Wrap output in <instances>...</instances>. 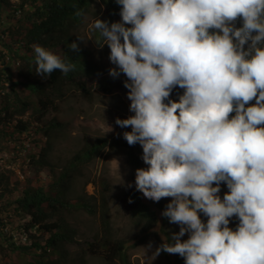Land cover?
Returning <instances> with one entry per match:
<instances>
[{"label":"clouds","instance_id":"1","mask_svg":"<svg viewBox=\"0 0 264 264\" xmlns=\"http://www.w3.org/2000/svg\"><path fill=\"white\" fill-rule=\"evenodd\" d=\"M116 4L120 21L91 25L95 41L111 50L109 75L127 78L134 115L115 124L131 127L123 138L143 149L148 167L136 170V190L154 202L173 198L162 216L180 228L154 255L264 264V0ZM69 48L79 52L80 44ZM33 51L35 74L44 79L75 71L43 46ZM177 87L184 90L178 100L171 98Z\"/></svg>","mask_w":264,"mask_h":264},{"label":"trees","instance_id":"2","mask_svg":"<svg viewBox=\"0 0 264 264\" xmlns=\"http://www.w3.org/2000/svg\"><path fill=\"white\" fill-rule=\"evenodd\" d=\"M97 3L106 8L102 20L111 23L122 19L121 6L116 0H0V160L12 146L14 153L7 164L22 161L30 166L36 180L51 169L52 140L63 128L57 119L49 123L45 120L57 109L58 102L65 99L69 89L90 100L94 95L91 82H94L103 94L128 95L129 90L124 86L126 76H103L91 51L77 37ZM79 11L84 16H77ZM93 37L99 42L97 32L94 31ZM72 42L80 44L79 52L69 48ZM33 45L66 57L75 64V71L65 75L56 70L48 79L36 75ZM10 64L16 70V79L8 68ZM183 91L177 87L171 98L178 100ZM121 129L118 137L86 138L60 174L42 186L35 185L33 180H20L14 170L6 172L0 161V264H69L68 245L76 243L77 232L68 217L80 211L91 216L99 212L95 198L81 197L73 203L69 195L85 168L108 148L127 151L133 186L125 193L122 204L141 235L149 234L158 226L153 207L157 206L161 212L166 207L150 199L145 202L143 194L136 190V170L143 168L144 162L138 144L130 146L123 138V133L131 131V127ZM42 138L47 139L44 144ZM103 186L108 189L106 184ZM100 220L101 230L94 242L86 244L82 257L100 258L109 264H132L126 243L113 237L106 201L101 205ZM164 220L168 221L165 217ZM162 232L169 240L171 236L164 229Z\"/></svg>","mask_w":264,"mask_h":264},{"label":"rangeland","instance_id":"3","mask_svg":"<svg viewBox=\"0 0 264 264\" xmlns=\"http://www.w3.org/2000/svg\"><path fill=\"white\" fill-rule=\"evenodd\" d=\"M105 14L106 8L97 3L77 32L78 38L79 36L85 38V41H80V44L91 51L93 59L99 66L103 76L109 75L110 69L113 68V64L109 60L111 50L107 45L101 48L95 41L93 37L94 30L91 25L96 18L102 19ZM238 26L241 25L238 24ZM8 68L16 79V70L13 64H10ZM91 84L94 85L92 99L89 100L80 92L69 89L65 99L58 102L57 109L51 111L45 120V123H49L53 119H57L63 125L62 131L57 133L52 140L51 169L49 168L36 180L30 166L22 164V161L7 164L10 162L11 154L14 153L11 149L12 146H10L8 151L3 154L2 160H0L6 172L14 170L18 173L20 180H33L37 186L49 184L53 181L54 176L60 174L67 161L82 148L86 138H114L120 136L122 129L115 124V121L118 117L129 118L132 115V112H130L131 101L128 99V95L123 92L106 95L99 92L94 82H91ZM251 103L254 105L256 101L253 100ZM46 140L42 138V144ZM138 151L142 157L143 149L139 144ZM145 167H148V165L144 163L143 168ZM131 177L132 169L127 163V151L108 148L97 160L87 166L83 175L77 179L69 195L70 201L76 203L81 197H93L99 212L96 216H91L80 211L68 217L71 226L77 232L76 243L68 245L69 264H109L100 258L82 257L86 244L94 242L95 236L101 230L100 210L103 201H106L108 205L113 237L126 243L132 264H185L184 259L180 260L174 254L161 253L159 256L154 255L156 247L164 243V239L167 240L162 230L164 229L167 234L172 236L173 233L180 231L179 225L171 224L169 220L165 221L162 212L157 206H154L153 208L159 220L158 226L149 234L143 236L136 222L125 210L122 198L129 189L128 185L131 182ZM103 184H106L108 189H105ZM228 191L227 185L224 184L220 195L223 197ZM143 199L145 202L149 200L144 196ZM172 199L171 197L163 198L156 203L166 207ZM202 218L206 222L207 218ZM237 223L238 221L233 220L230 227L235 228ZM188 238L189 236L186 235L183 239L187 240ZM3 264L10 263L4 262Z\"/></svg>","mask_w":264,"mask_h":264}]
</instances>
